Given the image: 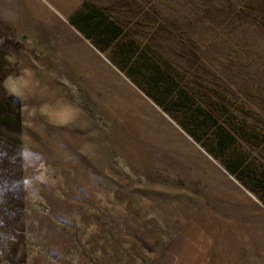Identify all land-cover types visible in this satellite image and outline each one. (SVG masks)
<instances>
[{
  "label": "rangeland",
  "instance_id": "obj_1",
  "mask_svg": "<svg viewBox=\"0 0 264 264\" xmlns=\"http://www.w3.org/2000/svg\"><path fill=\"white\" fill-rule=\"evenodd\" d=\"M92 1L221 122L264 126V0ZM80 2L0 0V99L20 119L0 125L5 160L21 154L20 264H264V203L248 175L264 168L263 139L236 134L245 169L230 172L226 151L213 156L208 137L178 124L181 111H165L69 22Z\"/></svg>",
  "mask_w": 264,
  "mask_h": 264
},
{
  "label": "trees",
  "instance_id": "obj_2",
  "mask_svg": "<svg viewBox=\"0 0 264 264\" xmlns=\"http://www.w3.org/2000/svg\"><path fill=\"white\" fill-rule=\"evenodd\" d=\"M106 7V4L100 6L92 0H81L69 14L68 20L97 48L100 50L107 48L109 59L165 111L170 113L173 112L172 109L181 111V117L174 116L178 124L195 139L208 137L210 142L205 144V148L213 156L218 157L226 151L224 156H227L228 161L225 166L230 172L236 175L242 172L245 169V166L241 165L242 157L235 150L236 146L231 147L234 138L237 134L245 139L256 137L254 141L263 139L264 149V126L258 127L254 124L249 126L252 128L247 131L243 127L244 121L237 119L236 116L231 120L234 121L233 123L236 122L233 129L228 127L227 123L221 122L210 111V106L202 105L197 101V95L192 90L191 84L180 82L183 80H180V75L173 64L153 50L146 41L145 43L138 41L134 35L125 30L106 11ZM2 41L14 47L22 46V42L16 38L5 37ZM11 102L13 101L9 99H0V125L20 123L18 107L15 104V110L11 111L10 107L13 105ZM8 149H10L9 138L0 135V255L2 259L4 258V264H20L26 252V229L22 212L26 207L25 190L22 185L21 188L12 186L14 181L16 183L19 181L23 171L20 168V152H13L10 161L5 160ZM251 173L248 175L252 177L253 184L258 185L261 192L259 196L264 203V168L262 171L251 168Z\"/></svg>",
  "mask_w": 264,
  "mask_h": 264
}]
</instances>
